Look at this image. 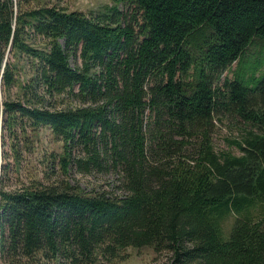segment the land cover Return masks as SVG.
Listing matches in <instances>:
<instances>
[{
    "label": "trees",
    "instance_id": "16d2710c",
    "mask_svg": "<svg viewBox=\"0 0 264 264\" xmlns=\"http://www.w3.org/2000/svg\"><path fill=\"white\" fill-rule=\"evenodd\" d=\"M39 2L0 0V85L20 90L1 103L0 264H115L141 249L264 264V63H238L264 40V0H117L85 14ZM22 59L33 74L20 86ZM221 118L244 125L226 140L239 155L214 149ZM40 129L60 143L56 174L4 189ZM70 166L114 176V191L71 186Z\"/></svg>",
    "mask_w": 264,
    "mask_h": 264
},
{
    "label": "rangeland",
    "instance_id": "374dc122",
    "mask_svg": "<svg viewBox=\"0 0 264 264\" xmlns=\"http://www.w3.org/2000/svg\"><path fill=\"white\" fill-rule=\"evenodd\" d=\"M39 3H44L48 5L56 4L58 7L66 9L67 11H79L81 13H90L97 12L102 10L104 7H110L117 4V0H40ZM118 8L124 10V7H121V4H118ZM39 43L40 40L37 39L35 41ZM61 43V41H59ZM7 53V52H6ZM5 53L4 60L0 65V73L4 67L5 61L11 62V58L9 55ZM241 66L244 68H248V63H258L260 62V66L256 70V74H258L264 63V40L255 39L253 43L247 46L238 60ZM27 60L22 59L17 62L16 65V78L18 83L21 85H29V78L32 76L33 71L28 68L26 64ZM68 64L70 67L75 68L79 66V59L77 54L68 56ZM237 67V62L233 63L230 66V71L224 73L223 77L230 78L232 76L233 71ZM258 72V73H257ZM19 87L18 84H13L9 89L3 90L0 85V135H1V103L3 100L5 101H15L19 99ZM63 106V105H62ZM61 107V106H60ZM60 107H57L60 108ZM243 124L238 120L228 119L223 121L221 118V122H215L214 128L211 133V141L214 146V149L221 152H228L232 155H239V152L233 147L226 143L227 141H231L232 139L239 140L240 130L243 128ZM35 150L31 155L29 153L22 152L21 155L17 156L19 165L18 172L12 171L8 169L2 183L4 185V189H15L17 187L16 178L21 181H26L24 178L28 175L30 171H37V178L43 182L41 179L42 173L41 170L47 175L51 172L52 174H56L57 166L56 163L53 162L54 157L60 154V143L56 141V139L51 135V133L46 129H40L37 134V140L34 142ZM1 151H4L7 158H3L1 156ZM76 151H71L70 157L76 156ZM11 153L8 150L7 146H0V167L3 165H12L10 156ZM53 158V159H52ZM40 163H37V161ZM12 167V166H11ZM68 173V183L71 186H76L79 190L83 192L90 191H105L110 192L114 191L112 189L114 176L108 174H78L75 170L70 166L67 170ZM1 177V171H0ZM112 189V190H111ZM231 224V218L228 217L224 219L221 223L222 232H227ZM225 234V233H224ZM226 235V234H225ZM228 237V233L226 236L222 235L223 240H226ZM128 259L123 262H118L115 264H170L169 255L166 254H154L149 249H141L138 251H127Z\"/></svg>",
    "mask_w": 264,
    "mask_h": 264
}]
</instances>
